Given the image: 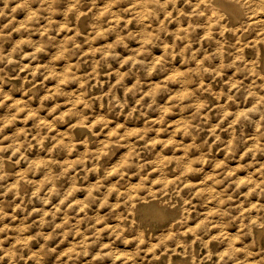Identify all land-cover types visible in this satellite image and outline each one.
<instances>
[{"label": "clouds", "instance_id": "9594fccd", "mask_svg": "<svg viewBox=\"0 0 264 264\" xmlns=\"http://www.w3.org/2000/svg\"><path fill=\"white\" fill-rule=\"evenodd\" d=\"M0 110V264H264V0H0Z\"/></svg>", "mask_w": 264, "mask_h": 264}, {"label": "rangeland", "instance_id": "374dc122", "mask_svg": "<svg viewBox=\"0 0 264 264\" xmlns=\"http://www.w3.org/2000/svg\"><path fill=\"white\" fill-rule=\"evenodd\" d=\"M27 50V49H26ZM122 51V50H121ZM157 51V53H159V50L157 49L156 50ZM44 59H46V57H42V60H44ZM25 63H27V61H25ZM17 83H19V82H17ZM49 85H52V82L51 81H49ZM7 90V89H6ZM14 96H15V98H21V94L19 93V92H16V93H14ZM0 111H2V110H0ZM169 119H175V117H170ZM61 130H64V129H61ZM9 132L11 131V129H9L8 130ZM222 155L223 154H221V157H222ZM241 175H243V173H241ZM78 195H80L81 197L83 196V194L82 193H80V194H78ZM19 215V214H18ZM33 219H35V217L33 218ZM71 239V238H70ZM35 246V245H34ZM67 245L65 244V245H62L61 247H66ZM121 247H124L123 245H121Z\"/></svg>", "mask_w": 264, "mask_h": 264}]
</instances>
